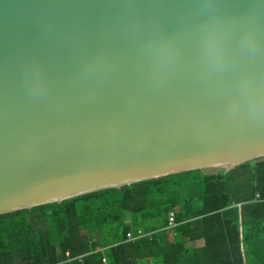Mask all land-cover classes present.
<instances>
[{"label": "water", "instance_id": "water-1", "mask_svg": "<svg viewBox=\"0 0 264 264\" xmlns=\"http://www.w3.org/2000/svg\"><path fill=\"white\" fill-rule=\"evenodd\" d=\"M212 18L253 26L260 54L206 77ZM242 72L264 77V0H0V215L264 158Z\"/></svg>", "mask_w": 264, "mask_h": 264}, {"label": "trees", "instance_id": "trees-1", "mask_svg": "<svg viewBox=\"0 0 264 264\" xmlns=\"http://www.w3.org/2000/svg\"><path fill=\"white\" fill-rule=\"evenodd\" d=\"M0 264H264V158L2 214Z\"/></svg>", "mask_w": 264, "mask_h": 264}, {"label": "clouds", "instance_id": "clouds-1", "mask_svg": "<svg viewBox=\"0 0 264 264\" xmlns=\"http://www.w3.org/2000/svg\"><path fill=\"white\" fill-rule=\"evenodd\" d=\"M235 25L212 18L201 27L202 39L198 53V63L206 77L217 76L230 72L236 67V56L255 58L260 54V40L254 27L248 25L234 37ZM165 56L161 67H170L175 61L171 46L159 49ZM239 96L247 103V116L250 120H264V77H257L251 72H242L238 82ZM31 99V97H29ZM241 109L238 99L228 106L227 117L235 118Z\"/></svg>", "mask_w": 264, "mask_h": 264}, {"label": "built area", "instance_id": "built-area-1", "mask_svg": "<svg viewBox=\"0 0 264 264\" xmlns=\"http://www.w3.org/2000/svg\"><path fill=\"white\" fill-rule=\"evenodd\" d=\"M257 198H259V195H257ZM177 225L176 220H175V213L171 212L169 215V227L174 228ZM129 240H132V236L128 234ZM66 256L69 258L70 254L69 252L66 253ZM103 262L106 263V259H103Z\"/></svg>", "mask_w": 264, "mask_h": 264}, {"label": "crops", "instance_id": "crops-1", "mask_svg": "<svg viewBox=\"0 0 264 264\" xmlns=\"http://www.w3.org/2000/svg\"><path fill=\"white\" fill-rule=\"evenodd\" d=\"M202 245H203L202 240L192 241V242L187 243V247H190V248L200 247Z\"/></svg>", "mask_w": 264, "mask_h": 264}, {"label": "rangeland", "instance_id": "rangeland-1", "mask_svg": "<svg viewBox=\"0 0 264 264\" xmlns=\"http://www.w3.org/2000/svg\"><path fill=\"white\" fill-rule=\"evenodd\" d=\"M204 172H216L219 170H224V169H202Z\"/></svg>", "mask_w": 264, "mask_h": 264}]
</instances>
